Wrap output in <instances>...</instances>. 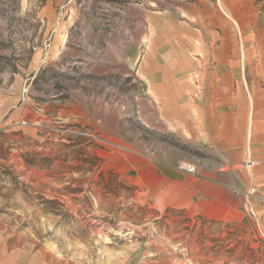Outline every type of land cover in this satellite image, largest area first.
<instances>
[{"label":"rangeland","instance_id":"1","mask_svg":"<svg viewBox=\"0 0 264 264\" xmlns=\"http://www.w3.org/2000/svg\"><path fill=\"white\" fill-rule=\"evenodd\" d=\"M55 23L108 83L0 117V264H264V0H0V89Z\"/></svg>","mask_w":264,"mask_h":264},{"label":"crops","instance_id":"2","mask_svg":"<svg viewBox=\"0 0 264 264\" xmlns=\"http://www.w3.org/2000/svg\"><path fill=\"white\" fill-rule=\"evenodd\" d=\"M62 24H53L47 50L39 47L33 51L32 46L20 49L15 61L19 69L13 73L9 83L0 89V117L10 114L17 118L25 110H62V113L69 114L70 110H82L76 102V95L87 97L85 93H88L91 96L92 84L99 86L96 88L99 96L102 91L105 92L108 83L107 60L99 56V61L91 66L87 55L90 50L85 48V44L74 43L69 26ZM44 37L40 44L45 42Z\"/></svg>","mask_w":264,"mask_h":264},{"label":"built area","instance_id":"3","mask_svg":"<svg viewBox=\"0 0 264 264\" xmlns=\"http://www.w3.org/2000/svg\"><path fill=\"white\" fill-rule=\"evenodd\" d=\"M50 46V42H44L41 44V47L44 49V50H47ZM39 47L37 46H33V51H36ZM253 164V163H251Z\"/></svg>","mask_w":264,"mask_h":264}]
</instances>
